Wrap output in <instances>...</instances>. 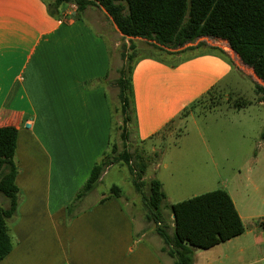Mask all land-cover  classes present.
Wrapping results in <instances>:
<instances>
[{"label": "crops", "instance_id": "1", "mask_svg": "<svg viewBox=\"0 0 264 264\" xmlns=\"http://www.w3.org/2000/svg\"><path fill=\"white\" fill-rule=\"evenodd\" d=\"M54 1L0 0V127L18 130L15 183L21 193L11 220L15 246L0 264H174L162 257L166 245L155 224L144 214L136 223L121 198L101 203L107 197L102 194L86 205L89 194L75 217L68 216V206L94 165L116 142L120 68L111 37L76 17L72 5L51 13ZM203 40L211 46L190 55L177 52L169 56L174 61L153 56L137 63L134 136L140 145L173 136L170 129L187 109L212 89L220 91L237 71L231 60L243 72L251 70L260 83L228 44ZM251 102L264 106L257 97ZM262 154L264 144L253 157L256 165L264 163ZM228 193L245 232L209 250H196L194 264L264 263V216L244 217ZM247 206L242 210H255Z\"/></svg>", "mask_w": 264, "mask_h": 264}, {"label": "trees", "instance_id": "2", "mask_svg": "<svg viewBox=\"0 0 264 264\" xmlns=\"http://www.w3.org/2000/svg\"><path fill=\"white\" fill-rule=\"evenodd\" d=\"M64 5H75L76 17L82 16L90 7L102 6L125 38L156 41L167 48H182L200 39L224 42L264 82V0H55L51 13L57 12ZM203 45L205 43L202 42L198 47L189 46L182 53ZM158 49L164 51L162 48ZM122 50L123 65L118 70V79L115 81L118 89V106L114 107L117 118L116 142L112 150L94 165L88 180L68 206L70 219L75 217L74 211L84 198L99 186L111 166L116 163L129 166L138 180L135 181V186L140 193L139 181H143L149 168L145 159L138 165H133L130 141L137 127L134 69L141 59L153 56L138 59L135 54L129 53V50H135L134 44L131 47L124 44ZM215 50L225 58L222 50ZM166 53L169 56L176 54ZM216 91L217 88L212 89L197 102H213ZM255 93L257 102L264 104V86L256 84ZM194 104L190 107H194ZM252 104L251 101L235 103L230 107L240 110ZM214 107L217 106H211ZM17 141L16 127H0V194L9 200V207L0 206V262L15 246L10 223L17 214L21 194L15 183L19 173L16 161ZM137 158L141 159L140 156ZM121 196L122 190L112 187L101 203L110 197ZM165 201L162 183L153 180L150 195L145 197L148 208L146 220L155 224L156 233L163 239L165 251L174 264H194L196 250H209L245 232L235 203L225 190H214L173 204L170 207L174 217L172 233L171 226L163 215Z\"/></svg>", "mask_w": 264, "mask_h": 264}, {"label": "rangeland", "instance_id": "3", "mask_svg": "<svg viewBox=\"0 0 264 264\" xmlns=\"http://www.w3.org/2000/svg\"><path fill=\"white\" fill-rule=\"evenodd\" d=\"M82 16L96 31L105 32L111 37L119 68L123 65L121 53L124 44L128 47L135 45V50H129V53L135 54L138 59L152 55L174 61L166 52H183L189 46L198 47L205 41L200 39L182 48H167L156 41L125 38L102 6L90 7ZM206 43L207 46L187 51L183 56L211 46V42ZM222 46L220 44L219 48L223 50ZM178 58L180 56L176 59ZM234 61L235 59L231 60L234 70L238 72H232L222 84L223 88L215 92L213 102L203 100L190 107L183 116L185 118L178 120L170 129L173 136L160 142L152 140L140 145L134 133L132 134L130 153L133 165H138L142 159L149 165L143 181H139L141 193L136 189L137 179L129 166L116 163L111 166L95 194H90L84 203L89 205L99 199V195L107 196L112 187H119L122 190L123 205L136 223H139L141 214L145 216L148 213L145 197L150 195L151 182L157 180L164 185L166 201L163 215L168 223L172 221L170 207L173 204L218 189L232 193L244 217L253 214L264 216V163L256 165L253 161V157L261 151L264 144V106L252 104L241 111L230 108L231 104L250 102L256 98V76L251 70L243 72L238 69ZM153 146L155 150H152ZM248 156L250 161L245 160ZM247 204L255 207V210H242V207H249ZM0 206L9 207V200L2 194ZM245 223L249 225L250 221L245 219ZM162 257L166 261L170 258L166 251Z\"/></svg>", "mask_w": 264, "mask_h": 264}, {"label": "water", "instance_id": "4", "mask_svg": "<svg viewBox=\"0 0 264 264\" xmlns=\"http://www.w3.org/2000/svg\"><path fill=\"white\" fill-rule=\"evenodd\" d=\"M258 80L260 81V84L264 86V82L259 77H258Z\"/></svg>", "mask_w": 264, "mask_h": 264}, {"label": "built area", "instance_id": "5", "mask_svg": "<svg viewBox=\"0 0 264 264\" xmlns=\"http://www.w3.org/2000/svg\"><path fill=\"white\" fill-rule=\"evenodd\" d=\"M72 9H77V7L75 5L71 6ZM30 126V125H29Z\"/></svg>", "mask_w": 264, "mask_h": 264}]
</instances>
